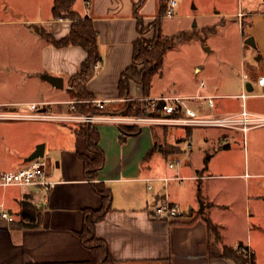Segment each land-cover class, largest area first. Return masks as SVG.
Here are the masks:
<instances>
[{
	"label": "crops",
	"instance_id": "0c3cea01",
	"mask_svg": "<svg viewBox=\"0 0 264 264\" xmlns=\"http://www.w3.org/2000/svg\"><path fill=\"white\" fill-rule=\"evenodd\" d=\"M138 1L75 0L72 5V9L80 15L91 18L97 32L102 58L99 68L95 69L94 76L87 81L86 86L93 99L104 101L106 107H112L117 102L126 100L119 97L118 80L124 68L132 61L133 42L139 37L137 18L147 24L158 15L160 9V0H144L134 7L133 5ZM162 1L167 7L169 0ZM173 1L176 2L177 18L185 20L194 16L192 10L197 8L196 5H192L191 8L185 6V1L189 3L190 0ZM14 2L9 0L10 6L6 4L7 10L2 14L7 13L16 17L19 12ZM52 2L53 0H50L47 6L50 16L41 20L42 23L38 25V34L41 28H44L51 36L60 38L68 34L71 25L69 20L52 18ZM212 5L213 10L212 7H206L205 13L198 14L204 21L201 24L202 35L209 27L224 24L226 17L236 16L242 24L245 22L251 25L255 17L264 16V6L258 3L254 6L251 0H244L240 5L241 8L233 11L222 5ZM215 29L207 33L214 32ZM180 31L190 30H176V32ZM161 32L165 36L176 34H165L162 26ZM151 35L152 32L149 31L144 37L150 38ZM44 43V46L40 48L42 58L40 69L49 75L61 77L62 87H53L49 83L52 95L50 98L42 99L41 102L47 103L52 113L65 111L68 101H71L68 93L71 87L66 83L78 72L86 55L79 46L69 45L59 48L47 41ZM160 75L162 76V70L160 74H155V76ZM219 75L220 73L213 78L200 79L192 92L181 95H169L165 91L155 92L152 89L153 76L146 98H143L142 85L132 81L129 97L131 100L132 98L147 100L163 96L214 95L216 97L214 106H205L204 99H194L190 102H196L194 109L202 116L234 115L239 114L242 109V100L236 96L249 82L251 89L246 90L249 94L243 108L251 114L264 115V108L253 104L255 98H264V84L261 85L257 81L258 78L264 77V73L253 72L251 69H246L241 75L240 71L239 74L236 72L234 75L236 87L231 93L226 91V85L223 86L218 81L221 78ZM243 76L245 81L242 80ZM208 81L212 82L208 83ZM201 82H204L205 86L201 87ZM25 102L9 100L0 104L2 107L8 106L7 109H9L10 104ZM27 102L36 101L28 100ZM4 121L7 126L25 123L36 124V127H41V124L49 125L51 132L54 133V141L49 142L48 149L54 152L56 161L49 163L44 158L47 151L46 135L41 133L39 136L35 132L34 135L37 136L22 148L23 152L19 153L15 161L0 165V171L16 170L24 166L26 163L24 158L34 150L37 144L46 141L43 158L47 164L46 179L51 183L46 191L31 185L27 187L0 186V207L8 211L12 220L17 217L19 201L26 196H29L30 201L41 210L40 227L29 230L12 229L7 224L10 221L0 218V264H73L76 261L98 264L94 255L82 245L77 236V232L83 226L84 208H98L101 204L100 197L93 190L91 182L84 178L83 163L78 157V153H87L84 139L76 135L69 124L64 122L27 119ZM118 124L111 121L93 124L100 134L98 145L104 151V164L98 171L95 182L96 184L105 183L112 193V209L106 213L103 220L96 223L95 231L100 239L107 242L109 253L118 264H236L232 259L208 255L205 222L200 216L196 217L195 213L198 208L196 187L199 182L206 201L212 205L207 210V214L218 224L223 243L227 246L242 243L254 253L256 259V246L250 234L252 230L249 216L252 213L248 199L252 195L256 204L260 203V206L262 201L259 199V189L254 185L252 188V181L249 179L263 177V169L251 168L247 159L244 170L252 171L248 174L225 172L226 165L219 170L207 166L208 173H205L206 170L200 167L191 169L184 164L178 166L179 168L174 172L168 173V163L178 160L177 157L184 152L181 142L191 139L194 128L158 126V131L154 126L153 132L151 125H139V132L121 142ZM260 127L250 128L244 134L248 136L252 132L256 133ZM238 132L241 131L228 129L227 132L219 135L218 145L207 159L231 150L232 147L228 146L230 135L235 136ZM204 138L206 140L209 137ZM256 138H258L257 135L251 136L253 141ZM257 142L260 143L258 139ZM190 147L191 144L187 143V148ZM256 155L259 156L262 153L256 150ZM160 161L166 162L164 169ZM247 175L249 178L246 177ZM164 177L169 178L165 183L162 181ZM233 178H244L241 188L244 189L243 199L245 200L241 212H244L245 221L241 216V224L234 220L237 215H235V205L231 197L236 186L231 181ZM149 185H151L150 189H148ZM225 195L227 197H224ZM160 200H167L177 206L184 212L182 218L164 221L155 217L152 205ZM263 227L262 222L257 224L258 233H263ZM218 248L216 243H211L210 251L217 253Z\"/></svg>",
	"mask_w": 264,
	"mask_h": 264
},
{
	"label": "rangeland",
	"instance_id": "374dc122",
	"mask_svg": "<svg viewBox=\"0 0 264 264\" xmlns=\"http://www.w3.org/2000/svg\"><path fill=\"white\" fill-rule=\"evenodd\" d=\"M11 1H15L14 6L19 12L16 17L7 13L2 14L7 10L6 4L10 5L9 0H0V102L34 100L40 103L42 99L50 98L52 95L49 90L51 88L49 82L43 77L47 73L40 69L42 63L40 48L44 46L45 41L38 34L39 23H42L41 20L45 17L50 16V10L47 7L50 0ZM251 1L254 6L256 3L264 6V0ZM243 2L244 0H190L189 3L185 1V6L191 8L192 5H196L197 7L192 10L194 16L190 19L177 18L176 11L172 18L163 17L161 26L165 34L170 35L176 33V30L184 29L190 30L188 32H192L193 35L189 40H177L175 46L166 51L162 64V76L154 75L152 89L155 92L165 91L169 95L188 94L193 91L200 79L213 78L220 73L219 77L221 76V78L218 81L223 86L226 85L227 90L226 88L225 90L231 93L236 87L234 79L236 72L239 74L240 71L241 75L246 69H251L253 72L264 73V16L255 17L251 25H247L245 22L242 24L239 17L236 16L226 17L225 23L216 26L214 32L202 35L201 24L204 21L198 14L205 13L206 7L211 8L212 4L222 5L233 11L241 8L240 5ZM211 9L213 10V7ZM150 31L153 35V31ZM247 37L254 38L255 46L251 47L245 42ZM143 38L147 39L144 36ZM211 82L208 81V83ZM26 102L13 103L11 109L25 107ZM187 103L193 109L196 107V102L187 101ZM253 104L264 108V98H255ZM0 110H4L1 104ZM6 124L4 120H0V165L11 164L15 161L20 155L19 153L23 152L22 148L41 133L46 135L47 140V151L44 158L49 163L56 161L54 152L48 149L49 142L54 141V133L51 132L49 125L41 124V127H36V124L28 123L8 126ZM153 126H156V130L159 131L158 126L161 125ZM227 131L228 129L216 127H194L191 139L181 142L184 152L177 157L180 160L179 167L184 164L185 167L191 169L200 167L205 171L207 166L219 170L220 167L226 165L225 172L228 171L231 174L246 172L248 174L252 173L251 170H244V164L248 159L251 168L259 167L264 171L263 126L257 129L256 133L252 132L248 136L244 132H238L235 136L230 135V145L228 146L232 149L224 152L225 154H217L207 159L218 145L217 137ZM35 132L37 135H34ZM252 135H257L258 138L253 141ZM205 136L209 138L205 140ZM257 139L260 143L257 142ZM44 142L46 141L44 140ZM187 143L191 144L190 148H187ZM256 150L262 155H256ZM160 162L164 169L166 162ZM168 167V173L179 168L178 166ZM205 173H208L207 170ZM246 177L244 176V178ZM244 178L231 180L236 184L231 197H233L235 215H237L234 220L238 224L242 223V219L245 221L244 212H241L245 200L243 199L244 189L241 188ZM249 180L252 181V188L255 186L259 189V199L262 201L260 206V203L256 204L252 195L248 199L252 213L249 216L252 230L250 234H252L256 246L255 261L256 264H264V230L263 233L257 231V224L259 222L264 224V176L258 179L250 177Z\"/></svg>",
	"mask_w": 264,
	"mask_h": 264
},
{
	"label": "trees",
	"instance_id": "16d2710c",
	"mask_svg": "<svg viewBox=\"0 0 264 264\" xmlns=\"http://www.w3.org/2000/svg\"><path fill=\"white\" fill-rule=\"evenodd\" d=\"M89 2L90 0H85ZM144 0H139L133 6L136 7ZM75 0H53L52 2V18L66 19L70 21V30L68 34L63 37L55 38L47 33L44 28L40 30V36L50 44L56 47H68L69 45L79 46L85 52V59L80 64L78 72L70 77L67 85L70 86L68 90L70 99L78 100L74 104L73 112L80 115H121V116H143L148 114L151 110L153 114L160 115V107L162 103L154 106L149 100L145 99H130V82L135 81L142 85L143 98H146L151 88V80L155 74H160L162 64L166 51L173 48L177 40H189L192 38V32H176L171 36H165L161 32V19L166 12L164 2L160 0L158 15L149 23H144L142 19L137 18V30L139 33L138 39L134 40L132 47V61L129 66L124 68L118 80V94L126 100L117 102L112 107H102V109L95 106L92 94L88 91L86 86L87 81L95 74V65L100 62L102 55H100L99 43L97 39V32L95 30L92 20L88 16H82L77 11L72 9ZM136 13V11H135ZM215 27H209L204 33L207 34L209 30ZM153 31L151 38H143L145 33ZM4 110L8 106L3 107ZM47 110L48 106H46ZM67 110V109H66ZM65 110V111H66ZM70 129L76 135L82 137L85 142L87 153H78V157L83 163L84 178L91 182L93 190L99 195L101 204L98 208H84L82 228L77 232L78 239L82 245L87 248L95 257L98 264H118L117 261L109 253L107 242L100 239L96 235V223L103 220L106 213L111 210L112 193L105 183L96 184L98 171L104 164V151L99 147L100 134L93 125L87 122H73L69 124ZM120 134V141L123 142L128 136L140 131L138 124H118ZM154 126L151 125V130L154 132ZM190 129V128H188ZM189 131L187 132V135ZM26 164V163H25ZM197 190V205L196 217L200 216L205 222L206 236H207V251L209 257H220L224 259H232L236 264H256L255 256L252 251L242 243L235 246H227L222 241V235L218 224L212 221L207 210L212 206L206 201L199 182L196 187ZM41 210L35 206L30 197L26 196L19 201V208L17 217L8 222V226L18 229H33L40 226ZM218 245L219 252H212L211 243ZM244 249L246 250L244 252ZM73 264H90L88 261H76Z\"/></svg>",
	"mask_w": 264,
	"mask_h": 264
},
{
	"label": "built area",
	"instance_id": "2783aa9c",
	"mask_svg": "<svg viewBox=\"0 0 264 264\" xmlns=\"http://www.w3.org/2000/svg\"><path fill=\"white\" fill-rule=\"evenodd\" d=\"M176 2L173 0L168 1L166 12L163 17L172 18L175 15ZM241 15V13H238ZM100 62L96 63L95 69L99 68ZM245 81V76L242 78ZM258 83L264 84V77L258 78ZM201 87L205 86L204 82H201ZM236 97L241 98L242 109L239 114L225 115V116H202L188 106L187 101L194 99H204L205 104L209 106H214L216 97L214 95L203 96L200 94H194L193 96L183 97V96H163L147 99L151 102V105L161 104L160 115L153 114L151 110L148 114L143 116H113V115H80L73 112L74 104L78 100L71 99L68 101L67 110L52 113L47 110V103L45 102H26L25 107H20V109H5L0 110V120H47L54 122H64L71 124L73 122H102L111 121L114 123H125V124H138V125H168L177 126L185 128L194 127H216L223 129H233L245 132L250 128H255L256 126H264V115L262 114H251L247 112L244 107V101L247 97L246 88L243 86V90ZM98 108L102 109L104 107V101L92 100ZM13 106L12 104H10ZM44 108V109H43ZM179 160H173L168 163L170 168L179 166ZM46 161L45 159L39 158L31 161H27L24 166L11 171H0V186L7 187L16 185L19 187L35 186L40 190L46 191L51 183L46 179ZM169 180L168 177L162 178L165 183ZM151 185L148 186L150 189ZM153 215L158 219L164 221H173L182 218L183 211H180L177 206L167 200L157 201L152 205ZM0 218L6 219L8 221L12 220L11 215L0 207ZM246 250L244 249V252ZM249 251V249H248Z\"/></svg>",
	"mask_w": 264,
	"mask_h": 264
},
{
	"label": "water",
	"instance_id": "95a60500",
	"mask_svg": "<svg viewBox=\"0 0 264 264\" xmlns=\"http://www.w3.org/2000/svg\"><path fill=\"white\" fill-rule=\"evenodd\" d=\"M245 42L250 45L251 47L255 46V42H254V38L253 37H247L245 39ZM44 79L46 81H48L53 87H59L61 88L62 87V78L59 77V76H52V75H49V74H44L43 75ZM245 87H246V90H250L251 89V84L249 82H247L245 84ZM44 109V108H43ZM44 143H40V144H37L34 148V150L28 154L26 156V158H24V162H27V161H31V160H34V159H39V158H42L44 156Z\"/></svg>",
	"mask_w": 264,
	"mask_h": 264
}]
</instances>
